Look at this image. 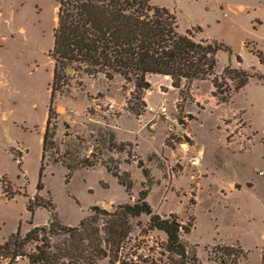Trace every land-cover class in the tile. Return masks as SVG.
Returning <instances> with one entry per match:
<instances>
[{
	"label": "rangeland",
	"instance_id": "rangeland-1",
	"mask_svg": "<svg viewBox=\"0 0 264 264\" xmlns=\"http://www.w3.org/2000/svg\"><path fill=\"white\" fill-rule=\"evenodd\" d=\"M57 2L0 0V180L6 187L2 190L0 184V246L16 232L19 223L21 236L31 228L25 205L27 198L36 193L41 136L54 67L49 51ZM150 2L175 14L179 33L191 30L196 40H216L230 49L217 53V75L231 64L264 76V67L251 53L253 49L264 52V0ZM65 74L59 80L54 101L58 114L57 149L46 154L44 189L39 193L42 199L54 203L61 224L77 226L91 214L93 206L110 210L119 204H132L138 193L147 189L146 201L155 213L161 217L173 214L181 225L191 224L190 234L181 238L196 246L201 264H218L211 253L215 245H238L246 253L238 264H261L264 255L262 82L250 79L227 105H217L212 98L211 78L194 81L181 96L178 90L163 95L161 92L167 91L164 87L161 91L155 89L148 94L149 104H164L169 117H160L150 129L145 126L150 115L139 121V117L128 111L132 84L123 89L124 81L117 76L107 81L102 75L92 78L74 73L73 69L70 72L65 69ZM150 79L153 84L158 81V78ZM146 105L141 108V114L145 113ZM131 106H135V101ZM120 143L129 146L122 148ZM180 143L190 146L186 154L180 150ZM11 151L22 155L20 166ZM90 154L111 167L117 165L120 172H128L133 181L131 191L127 194L100 165L76 170L66 184V170L61 161L73 165L78 158ZM201 162L215 174L199 177L204 175L200 173ZM142 169L148 171L149 187L144 185ZM228 181L236 182L239 187L231 190ZM219 186L225 189L224 194ZM11 196L12 199H7ZM49 217L46 209H36L33 225H43ZM147 223L148 217L144 215L132 220L128 245L134 246L133 250L140 247V255L166 264L162 248L166 236L159 230L147 229ZM41 244L30 241L22 251L33 253L35 246Z\"/></svg>",
	"mask_w": 264,
	"mask_h": 264
},
{
	"label": "trees",
	"instance_id": "trees-1",
	"mask_svg": "<svg viewBox=\"0 0 264 264\" xmlns=\"http://www.w3.org/2000/svg\"><path fill=\"white\" fill-rule=\"evenodd\" d=\"M52 39L49 57L54 67L41 136L36 193L27 198L25 205L31 228L21 236L19 223L16 232L8 236L0 249L8 253L23 252L26 243L40 241L42 244L35 246V252L30 254L39 264H99L104 260L108 264H159L158 259L140 255V247L133 250L134 246L128 245L133 232L132 220L144 215L148 217L147 229L159 230L166 236L162 245L166 264H201L196 246L181 238V235L190 234L191 224L181 225L173 214L161 217L155 213L146 201L147 189L141 190L132 204H119L110 210L93 206L91 214L82 218L77 226H66L57 220L54 203L45 201L39 194L44 189L46 154L57 149L58 114L54 107L57 85L66 77V68L92 78L102 75L107 81L120 77L124 81L123 89L127 84L133 86L128 111L139 117L145 106L144 93L151 88L148 77L152 75L168 77L171 87L178 90L180 96L194 81L211 78V96L217 105L229 104L250 79L264 84V76L231 64L217 75V53L230 52V49L216 40H196L191 30L179 33L175 14L151 4L150 0H58ZM251 53L264 67V52L253 49ZM236 58L241 63V59ZM132 101L135 106L130 107ZM111 136L115 141L113 133ZM119 146L129 145L120 143ZM11 154L20 166L22 155L14 151ZM61 164L66 170V184L76 170L100 165L127 194L133 187L128 172H120L117 165L111 167L94 154L78 158L73 165L65 164L64 160ZM142 175L146 180L144 185L149 187L148 171L142 169ZM0 184L2 190H6L3 181L0 180ZM39 208L46 209L50 217L45 224L34 226L33 215ZM211 253L218 264H238V260L246 256L238 245H215ZM261 264H264V255Z\"/></svg>",
	"mask_w": 264,
	"mask_h": 264
},
{
	"label": "built area",
	"instance_id": "built-area-1",
	"mask_svg": "<svg viewBox=\"0 0 264 264\" xmlns=\"http://www.w3.org/2000/svg\"><path fill=\"white\" fill-rule=\"evenodd\" d=\"M111 108V107H110ZM150 115V118L145 122V126H149L150 129H153L155 126V121L159 120L160 117L167 119L169 117L167 107L162 104L159 106H153L147 104L145 107V113L139 116V121H145V115ZM190 146L186 143H180V150L186 154L189 151ZM31 253L25 252H5L0 249V264H39L38 262H34L31 257Z\"/></svg>",
	"mask_w": 264,
	"mask_h": 264
},
{
	"label": "crops",
	"instance_id": "crops-1",
	"mask_svg": "<svg viewBox=\"0 0 264 264\" xmlns=\"http://www.w3.org/2000/svg\"><path fill=\"white\" fill-rule=\"evenodd\" d=\"M150 78H158V81H156V83L153 84ZM148 81H149L150 84H151V88L146 92V96H145V98H144V101H145L146 104H149L148 94L153 93L155 89H158V90L161 91V87H164L167 91H166V92H164V91L161 92L163 95H166V94H168L169 92H171L170 90H175V89H173V88L171 87V85H170V79H169L168 77H161V76H153V75H152V76H149V77H148ZM156 85H157V86H156ZM120 118H121V117H120ZM120 118L118 119V122H120ZM118 126H119V123H118V125H117V128H118ZM43 130H44V127H43ZM43 130H42V131H43ZM122 140H123V139H122ZM126 140H127V139H126ZM123 141H125V140H123ZM127 141H129V142H133V140H127ZM136 143H137V142H136ZM138 147H139V146H138V143H137V148H138ZM197 151L202 153L201 150H197ZM201 172H203V174H204L203 176H202V175L199 176V177H201V178H202V177H206L208 173H210V174H212V175L215 174L214 170H212V169H210V168H206L205 165H202V162H201L200 173H201ZM227 185H228V187H230L231 190H234L235 188H238V187H239V185H238L236 182H233V181H228V182H227ZM218 189L220 190L221 193L224 194L225 189H223V188L220 187V186H219ZM197 202H198V197H197ZM196 204H197V203H196ZM151 208H152V207H151ZM152 209H153V208H152Z\"/></svg>",
	"mask_w": 264,
	"mask_h": 264
},
{
	"label": "water",
	"instance_id": "water-1",
	"mask_svg": "<svg viewBox=\"0 0 264 264\" xmlns=\"http://www.w3.org/2000/svg\"><path fill=\"white\" fill-rule=\"evenodd\" d=\"M66 70H67L68 72H70L72 69H71V68H66Z\"/></svg>",
	"mask_w": 264,
	"mask_h": 264
}]
</instances>
